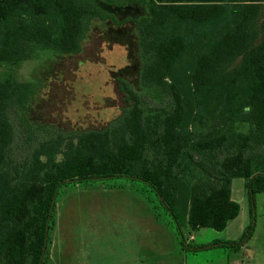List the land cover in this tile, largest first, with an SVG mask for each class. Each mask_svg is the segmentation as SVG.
<instances>
[{
    "label": "trees",
    "instance_id": "1",
    "mask_svg": "<svg viewBox=\"0 0 264 264\" xmlns=\"http://www.w3.org/2000/svg\"><path fill=\"white\" fill-rule=\"evenodd\" d=\"M107 23L128 29L137 69L117 79L125 106L103 129L33 120L38 85L0 74V264L43 263L67 183L141 182L179 232L223 231L234 179L264 193V0H0V65L78 55Z\"/></svg>",
    "mask_w": 264,
    "mask_h": 264
},
{
    "label": "rangeland",
    "instance_id": "2",
    "mask_svg": "<svg viewBox=\"0 0 264 264\" xmlns=\"http://www.w3.org/2000/svg\"><path fill=\"white\" fill-rule=\"evenodd\" d=\"M108 25L94 26L78 55L48 59L52 53L46 51L39 54L46 58L31 56L18 67L0 65V74L38 85L33 120L88 131L103 129L120 115L125 101L117 79L136 72L135 48L127 28ZM21 145H14L17 159L27 150ZM232 183L240 210L221 232L186 225L179 232L153 192L138 181L64 184L54 198L42 264H264V193L251 200L243 179ZM250 227L251 236L237 250L212 245L237 242Z\"/></svg>",
    "mask_w": 264,
    "mask_h": 264
},
{
    "label": "crops",
    "instance_id": "3",
    "mask_svg": "<svg viewBox=\"0 0 264 264\" xmlns=\"http://www.w3.org/2000/svg\"><path fill=\"white\" fill-rule=\"evenodd\" d=\"M231 199L237 203V201H235V199L233 198V183L231 182ZM253 255V252H251L250 256Z\"/></svg>",
    "mask_w": 264,
    "mask_h": 264
},
{
    "label": "built area",
    "instance_id": "4",
    "mask_svg": "<svg viewBox=\"0 0 264 264\" xmlns=\"http://www.w3.org/2000/svg\"><path fill=\"white\" fill-rule=\"evenodd\" d=\"M189 239L192 240V237H190Z\"/></svg>",
    "mask_w": 264,
    "mask_h": 264
},
{
    "label": "water",
    "instance_id": "5",
    "mask_svg": "<svg viewBox=\"0 0 264 264\" xmlns=\"http://www.w3.org/2000/svg\"><path fill=\"white\" fill-rule=\"evenodd\" d=\"M250 255V254H249Z\"/></svg>",
    "mask_w": 264,
    "mask_h": 264
}]
</instances>
